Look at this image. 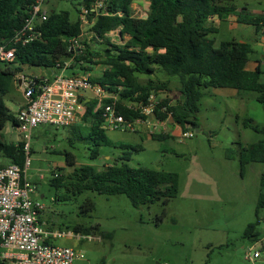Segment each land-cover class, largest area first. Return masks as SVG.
<instances>
[{
	"label": "rangeland",
	"instance_id": "1",
	"mask_svg": "<svg viewBox=\"0 0 264 264\" xmlns=\"http://www.w3.org/2000/svg\"><path fill=\"white\" fill-rule=\"evenodd\" d=\"M138 1L143 9L136 8L135 16L145 19L148 1ZM230 3L250 11H264V0H231ZM84 7L85 0H48L44 9L48 14L67 11L75 22L80 20L79 12ZM212 24L215 26L214 22ZM216 27L217 32L209 36L216 47L236 40L256 49L249 59L262 63L261 81L264 83L263 37H257L253 27L229 20ZM84 33V42H94L96 50L106 48L102 41L94 39L91 27L84 28ZM109 38L116 45L128 40V37L120 40L117 32ZM101 63V58L95 59L97 65H91L88 72L91 77L103 73L105 66ZM51 71L26 66L23 76L50 78ZM140 78L168 81L166 90L154 93L156 102L168 99L169 106H175L180 96L184 98L177 77H169L162 71L152 76L140 75ZM202 90L204 97L197 113L198 132L193 138L182 137L192 126L184 130L172 117L165 121L164 127H160L156 118H148L133 129L107 131L108 137L116 142L142 147L141 151L132 152L127 162L130 167L179 175L178 196L167 205L156 200L135 208L126 195L96 192L73 195L63 184L75 167L93 165L102 169L116 161L121 163L123 151L103 146L100 157L92 159L88 144L80 140L71 127L39 125L32 130L31 164L26 173L27 179L37 187L32 199L45 206L42 220L47 229L71 235L52 243L73 248L83 256L73 264H264V206L258 208L260 196L264 195V164H250L242 173L239 160L226 157L228 149L235 150L239 144L248 146L262 139V135L245 129L243 121L253 119L256 125L263 126L264 107L253 92L238 95L233 89ZM24 91L16 81L6 96L5 102L12 114H16L25 101ZM87 93L84 98L88 101L82 113L90 102L99 103L97 95ZM0 134L7 143L23 142V136L11 122L0 129ZM154 135L170 138L159 141L154 140ZM65 152L76 156L75 167L68 166ZM0 164L9 163L0 158ZM57 175L64 178L60 187L53 182ZM64 196L69 199H62ZM89 199L95 207L85 211ZM257 222L259 225L254 232L259 234L258 239L247 235L249 227ZM78 225L89 231L77 234L74 228ZM255 253L260 257L247 259L248 254Z\"/></svg>",
	"mask_w": 264,
	"mask_h": 264
},
{
	"label": "trees",
	"instance_id": "2",
	"mask_svg": "<svg viewBox=\"0 0 264 264\" xmlns=\"http://www.w3.org/2000/svg\"><path fill=\"white\" fill-rule=\"evenodd\" d=\"M96 1L85 0V5L91 9ZM137 1L110 0L105 2V8L100 13L91 12L89 19L93 22V37L99 43L102 41L106 48L96 50L94 42H83L85 48L78 54L70 51V41L82 33L80 20L73 22L67 11L50 12L47 21L38 25L40 37L26 45L16 46L12 62L0 63V129L7 122L18 126L16 114H12L7 107L5 97L16 78L23 75L24 68H60L69 59L78 65L81 62L94 65L96 58L102 59L105 71L89 79L118 98V113L131 122L145 117L134 108H129L128 104H146L153 93L158 94L168 88V81L143 80L140 75L152 76L162 71L169 77L179 78L184 98L180 96L175 106H169L170 101L165 99L156 110V116L165 121L171 115L184 130L191 125L197 126L199 104L204 97L202 89H233L239 95L253 92L264 107L262 71L260 67L255 71L247 70L252 46L231 40L216 47L215 41L209 37L217 32L210 23L215 17L236 16L240 23L264 27V15L239 9L230 3L231 0H149L148 17L143 19L135 16L133 5ZM34 3L35 0H0V47L8 45L25 26ZM112 32H117L120 40L125 41L126 37L128 40L120 45L113 44L109 38ZM79 70L87 71L84 67ZM113 102V99H106L99 108L97 101L90 102L81 123L71 128L80 140L88 144L92 159L99 158L100 148L107 146L123 151L121 163L116 161L102 169L93 165L75 167L76 156L65 152L68 166L75 169L63 185L73 195L85 192L126 195L135 208L150 205L156 200H162L167 205L178 196L179 175L130 167L127 162L132 152H139L142 147L116 142L108 137L104 128V108ZM163 107H167L166 113L159 110ZM243 125L262 135V139L248 146L239 144L237 149L227 150V159H238L242 173L250 164H264V124L259 126L253 119H245ZM153 138L162 141L170 136L154 135ZM23 148V142L7 143L0 134V158L8 161V165L23 167L26 159ZM63 180L61 175H57L53 182L60 187ZM263 206L264 195L261 194L258 208ZM94 207L89 199L84 210L90 211ZM258 225L259 222L249 227V237L258 239L259 234L254 232ZM74 231L78 234L89 230L78 225Z\"/></svg>",
	"mask_w": 264,
	"mask_h": 264
},
{
	"label": "built area",
	"instance_id": "3",
	"mask_svg": "<svg viewBox=\"0 0 264 264\" xmlns=\"http://www.w3.org/2000/svg\"><path fill=\"white\" fill-rule=\"evenodd\" d=\"M47 1L35 0L25 26L10 40L8 44L10 47L8 45L0 47V63L12 62L15 58L16 46L26 45L40 37L38 25L48 19V12L44 9ZM107 1L110 0H97L91 9L84 7L80 11L82 33L70 41V51L75 54L82 53L84 28L91 27L93 23L89 19L90 13H100ZM21 84L25 88L26 103L16 114L18 124L16 128L23 136L26 159L23 167L0 164V254H2L0 261L2 264H73L83 256L73 248L58 247L52 243L53 240L71 235L47 229L42 221L45 206L32 199L37 187L26 177L31 164L32 130L39 125L67 128L78 124L80 101L86 92H93L100 98L98 108L103 106L104 100H114L104 108L106 118L104 128L107 131L133 129L136 124L145 122L148 118H156L161 124L160 127H164L166 120L162 121L156 116V110L161 102H156L153 93L146 104H128L129 108H134L140 116L145 117L131 122L118 113V98L105 92L99 85L93 84L84 75H58L53 78L23 77ZM159 110L166 113L167 107ZM195 135L194 130L190 129L183 133L182 137L193 138ZM259 257L258 253L253 256L248 254L247 259L253 260Z\"/></svg>",
	"mask_w": 264,
	"mask_h": 264
},
{
	"label": "crops",
	"instance_id": "4",
	"mask_svg": "<svg viewBox=\"0 0 264 264\" xmlns=\"http://www.w3.org/2000/svg\"><path fill=\"white\" fill-rule=\"evenodd\" d=\"M48 2V1H47ZM146 4V3H145ZM147 5L149 6V4H148V2H147ZM133 8H134V10H136V8H141V9H143V4H140L139 3V1H137L136 3H134V5H133ZM239 9H243V8H239ZM245 9H247V8H245ZM248 10V12H250V13H252V14H254V15H264V11L263 12H258V11H250L249 9H247ZM80 14V13H79ZM146 19V18H145ZM230 21V22H232L233 24H241V25H243V26H247V27H253L255 30V33H256V35H257V37H263V42H264V27H255V26H253V25H247V24H244V23H240L239 21H238V19H237V17L236 16H230V15H227V16H225V17H223V18H218V17H215V18H213V19H211V21H210V23L212 24L213 22L215 23V28L218 30V28L216 27V26H218V25H220V23L221 22H224V21ZM84 42V41H83ZM239 42H241V41H239ZM245 43V42H244ZM256 51V49L255 48H253L252 47V52H255ZM262 55H263V57H264V48H263V50H262ZM66 66V67H65ZM80 67H84V68H86L87 69V71H82V70H79V68ZM258 67H260V69L262 70V63L261 62H259V61H256V60H253V61H251L250 59H249V62H248V64H247V70L248 71H255ZM91 65H89V64H86V63H84V62H81L79 65L78 64H75V62H74V60L73 59H69V60H67V61H65L64 62V65L63 66H61L60 68H54V69H51L52 71H51V76H50V78H53L54 76H58V75H64V76H66V75H68V76H71V75H84V76H86V77H91V75L88 73L89 71H91ZM105 69H106V67H105ZM105 69L103 70V72L105 71ZM43 76H47V75H42V76H39V77H37V76H34L33 78H41V77H43ZM23 77H25V76H23V75H20V76H18L17 78H16V80L13 82V84H12V87H14L15 86V83H16V81H18V84H19V88H22V84H21V78H23ZM25 78H30V77H25ZM11 87V88H12ZM87 93V92H86ZM86 93H84L83 94V96H82V98H81V101H80V108H79V113H80V116H79V118L82 116V115H84V113H82V109H84V106H85V103L88 101V100H85L86 98H84V97H87V95H86ZM88 94V93H87ZM238 95H239V93H238ZM6 98V97H5ZM25 103H26V100L23 102V103H21L19 106V109H18V111L16 112V114L20 111V109L25 105ZM7 105V104H6ZM8 107V106H7ZM9 108V107H8ZM9 110L11 111V109L9 108ZM83 117V116H82ZM81 120H82V118H80ZM180 125V124H179ZM181 126V125H180ZM192 126V128H193V130H195L194 132L196 133V132H198V128H197V126H194V125H191ZM182 127V126H181ZM246 129V128H245ZM260 141V140H259ZM257 143V142H256ZM107 159H109V158H107ZM43 198V197H42ZM43 217V216H42ZM43 221V220H42ZM44 222V221H43Z\"/></svg>",
	"mask_w": 264,
	"mask_h": 264
},
{
	"label": "water",
	"instance_id": "5",
	"mask_svg": "<svg viewBox=\"0 0 264 264\" xmlns=\"http://www.w3.org/2000/svg\"><path fill=\"white\" fill-rule=\"evenodd\" d=\"M103 1H106V0H103Z\"/></svg>",
	"mask_w": 264,
	"mask_h": 264
}]
</instances>
